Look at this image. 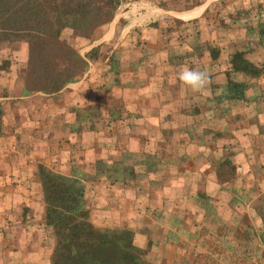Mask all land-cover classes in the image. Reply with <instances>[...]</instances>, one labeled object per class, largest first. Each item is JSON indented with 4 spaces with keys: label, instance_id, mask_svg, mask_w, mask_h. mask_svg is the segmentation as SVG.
I'll list each match as a JSON object with an SVG mask.
<instances>
[{
    "label": "crops",
    "instance_id": "0c3cea01",
    "mask_svg": "<svg viewBox=\"0 0 264 264\" xmlns=\"http://www.w3.org/2000/svg\"><path fill=\"white\" fill-rule=\"evenodd\" d=\"M157 1L164 5L121 0L118 7L131 5L125 16L112 17L113 25L98 30L84 52L78 48L86 68L56 91L25 90L16 73L0 72V176L33 174L37 163L67 176H95L83 180L88 201L113 204L124 219L131 217L135 238L146 236L143 224H153L150 229L163 232V245L188 254L211 250L207 242L239 239L252 214L256 220L251 192L256 176L264 175V69L224 70L235 49L264 61V5L260 23L246 27L228 19L225 29L218 15L231 3ZM164 20L187 24L188 34L177 38L175 30L168 38L159 27H146ZM134 28L142 29L141 43L126 37ZM209 45L220 51L212 55ZM184 68L210 73L207 96L178 79ZM225 156L235 168L221 180L215 163ZM97 159L105 162L99 171ZM6 190L0 240H8L11 229L18 239L28 238L30 230L10 211L11 188ZM40 218L34 217L36 225ZM35 228L41 235V224ZM229 244L226 250H235ZM4 249L0 245V264H12L10 248Z\"/></svg>",
    "mask_w": 264,
    "mask_h": 264
},
{
    "label": "trees",
    "instance_id": "16d2710c",
    "mask_svg": "<svg viewBox=\"0 0 264 264\" xmlns=\"http://www.w3.org/2000/svg\"><path fill=\"white\" fill-rule=\"evenodd\" d=\"M120 1L0 0V42L8 43L5 52L0 50V72L16 73L25 90H58L67 81L76 79L86 68L87 60L78 52L80 40L95 38L96 30L103 28V24L112 19ZM155 1L164 5L163 1ZM225 3H231L232 6L231 9L226 6L228 11L218 15L221 19L220 25L225 29L229 26L228 19L234 24L242 22L238 26L245 24L248 27L251 21L260 23L259 13L264 0H253L249 5L245 0H218L214 5L221 7ZM187 4L189 3L180 8ZM186 26L187 24L175 20L152 21L146 24V27H159L168 38L175 30L178 33L177 38L187 35ZM140 34L142 29L134 28L126 33V37L131 36L132 42L141 43ZM14 40H20L18 54L14 52L15 46L9 45ZM219 49L209 45L212 55L220 51ZM94 56L95 50H90L86 55L89 59ZM228 62V68L224 70L226 75L230 70L258 74L264 69V61H251L246 57L244 49L230 52ZM228 82L235 89L240 85L231 80ZM1 115L0 109V133L3 123ZM104 164L101 159L95 160L96 171ZM215 164L216 177L221 180L229 177L235 168V163H231L226 156ZM94 177L87 174H82L80 178L67 176L52 171L41 163H37L33 174L20 176L11 173L7 177L0 176V197L6 193L3 188H11V192L8 191L12 206L10 211L16 219L19 218L22 226L25 225L30 230L28 238L18 239L17 232L11 229V237L0 240L1 247L10 248L9 258L12 264L15 261L20 264H138V251L155 246L147 234L137 244L131 229L107 226L101 228L89 219L90 208L94 209L98 223L113 222L109 219L113 220L116 216L105 202L99 204L97 200L86 199L83 180ZM257 177L253 180L252 194L258 192L263 183L261 179L264 175L261 179ZM37 200L41 201L40 206L34 205ZM14 202L19 205L15 207ZM252 209L259 220L258 231L264 244V212L254 203ZM2 210L3 208L0 211ZM34 217H41L37 225ZM40 224L41 235L35 228ZM140 229H144L140 231L142 233L151 230L145 224ZM5 230V224L0 222V236Z\"/></svg>",
    "mask_w": 264,
    "mask_h": 264
},
{
    "label": "rangeland",
    "instance_id": "374dc122",
    "mask_svg": "<svg viewBox=\"0 0 264 264\" xmlns=\"http://www.w3.org/2000/svg\"><path fill=\"white\" fill-rule=\"evenodd\" d=\"M129 6L131 7L130 3L124 6H117L116 10L114 11L113 17L116 18L117 15L125 16L124 13ZM110 21L103 24V28L101 29L111 27L113 25V21ZM145 21H142L141 23ZM131 22H139V19H135ZM96 31L98 32V30ZM92 41H94V38L89 40L81 39L79 52H84L89 47L87 43ZM19 43L20 40H14L9 43V45L15 46V53L20 49V46L18 47ZM7 45L8 43L4 41L0 42V50L4 51ZM16 54H18V52ZM89 60L91 61V59ZM261 180H263L261 189L258 192L252 194V203H254L258 208H261V210L264 212V177ZM108 209L112 210V212L116 214L113 220L109 219V221L113 222H109L106 224L98 223L97 216L94 213V209L92 208H90L89 210V219L96 226L101 228H104L105 226L118 228L127 227L131 229L133 233H135L134 228L136 227V225L132 224L131 217L129 219H124L125 216H123L121 213H117L119 211H117V208H115L113 204L112 207H108ZM122 210L124 212V208ZM252 216L253 214L251 215L253 221L246 223V227H243V229L240 230V238H233L228 240V244L230 243L231 246L235 248V250H226L228 244L223 245V240H218L217 244L216 242H214L215 245L212 242H207L206 244H204L207 246V248L210 247L211 250H189L187 251V253H189L186 254V250H170L167 244L163 245V232H155L152 229L149 230V232L146 231L145 234H147V237L154 241L151 243L155 244V246L149 247L144 251H138V264H264V244L261 241L258 231L259 220L258 218H256V220L253 219L254 217ZM122 219H124V221H121ZM146 225L148 224L146 223ZM149 226H153V224H150ZM245 235L246 237H244ZM208 238L210 237L208 236ZM214 240L216 239L214 238ZM135 241H137L138 244V241L140 240L135 238ZM156 243H158V246L156 245Z\"/></svg>",
    "mask_w": 264,
    "mask_h": 264
},
{
    "label": "clouds",
    "instance_id": "9594fccd",
    "mask_svg": "<svg viewBox=\"0 0 264 264\" xmlns=\"http://www.w3.org/2000/svg\"><path fill=\"white\" fill-rule=\"evenodd\" d=\"M178 79L195 93L204 96L209 94L212 78L207 70L184 68L178 73Z\"/></svg>",
    "mask_w": 264,
    "mask_h": 264
}]
</instances>
